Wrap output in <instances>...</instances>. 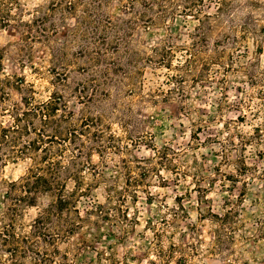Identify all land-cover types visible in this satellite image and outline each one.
<instances>
[{"label": "rangeland", "instance_id": "obj_1", "mask_svg": "<svg viewBox=\"0 0 264 264\" xmlns=\"http://www.w3.org/2000/svg\"><path fill=\"white\" fill-rule=\"evenodd\" d=\"M176 1L0 0V122L38 108L21 140L67 144L81 214L112 208L47 264H264V0ZM162 41L173 65L193 53L184 70L148 61ZM31 164L0 162V226ZM50 201L20 208L16 229ZM3 243L0 264H35Z\"/></svg>", "mask_w": 264, "mask_h": 264}, {"label": "trees", "instance_id": "obj_2", "mask_svg": "<svg viewBox=\"0 0 264 264\" xmlns=\"http://www.w3.org/2000/svg\"><path fill=\"white\" fill-rule=\"evenodd\" d=\"M185 1H176L177 9L181 7L179 2ZM164 2H167V0H164ZM194 7H196L194 4H191V6L183 5L181 11L185 14H191L192 11H195ZM218 10H221V6L218 7ZM160 44L153 50L154 55H158V57L148 56V61H154L156 65L165 66L176 71L184 70L188 66L193 55L192 52L188 54V57L182 63L173 65L171 56L175 51V45L168 41H162ZM193 45L195 46V43ZM191 47L193 48L192 45ZM195 51L198 53L199 50ZM171 77H175V74ZM174 79L177 81L176 77ZM37 110L38 108L32 107L27 111L16 114L13 117V124L10 126H5L0 122V162L2 160L7 161L8 158L16 160L18 157H26L27 155L32 159V164L27 173L17 182L11 184L10 193L7 195L9 204L4 212L6 221L0 226V239L4 242L1 244L2 250L10 254L11 259L18 255L23 258L30 257L32 260L34 259L35 264H47V262L53 261V254L57 253L56 242L59 240L66 241L69 236L78 231L82 222H89L91 216L95 217V224L110 220L112 215L110 209L112 208L109 205L96 203L92 205V208L85 210L84 215L81 214L76 204L83 194L88 193L89 188L81 187L79 184H75L73 188H67V179L78 180L75 173L72 172L73 156L65 158V161L63 159V147L60 146H66L67 144L55 141L54 143H57V147L60 149V153L57 154L53 143H51L52 139L47 142L42 139V146L36 144L37 140H21L20 136L26 128L24 124L25 117L37 114ZM51 112H54V108L51 109ZM63 141L65 142V140ZM6 146L9 147L5 149ZM114 192L118 194L119 200L124 201L121 191H115L114 189ZM40 194H48L51 199L50 203L34 219L27 232L18 231L15 223L16 217L19 215L18 211L22 207L33 206ZM108 195L111 198L112 191ZM113 210L115 211L114 216L123 213V217L127 219V212L124 210L119 207H115ZM213 215L219 217L216 214ZM38 242L45 247H52V250H44L41 256V253L36 252L33 248L35 243Z\"/></svg>", "mask_w": 264, "mask_h": 264}]
</instances>
